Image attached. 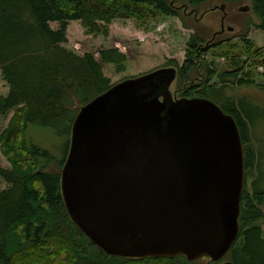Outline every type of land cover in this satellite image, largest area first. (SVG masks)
Here are the masks:
<instances>
[{
    "label": "trees",
    "instance_id": "16d2710c",
    "mask_svg": "<svg viewBox=\"0 0 264 264\" xmlns=\"http://www.w3.org/2000/svg\"><path fill=\"white\" fill-rule=\"evenodd\" d=\"M184 1L193 8L211 2L247 1L259 28L264 29V0ZM180 16L176 0H0V72L8 86L7 95L0 97V116L13 112L0 132V155L10 165L0 167V178L7 185L0 191V264H200L204 259L190 262L184 256L142 259L108 255L73 223L61 193V171L73 121L81 107L112 87L101 64L114 65L122 72L127 59L118 49L101 50L99 61L93 54L66 49L67 23L77 21L86 35L107 37L116 20L144 23ZM52 23L59 27L52 29ZM220 36L205 47L197 35L189 36L185 60L175 69L182 83V92H178L179 97L216 104L233 117L240 134L244 187L239 233L218 262L264 264V171L249 135V124L260 120L261 113L253 104L234 98L225 86H252L247 62L262 67L264 58L245 34L235 55H230L235 47L228 41L216 40ZM208 52L224 58L225 65L218 71L208 61ZM200 70L205 71L206 82L188 85L191 75L197 76ZM213 80L215 84H211ZM248 108L255 110V117L248 115ZM29 124L52 129L62 137L63 156L58 159L48 150L28 146L25 132ZM248 179H252L250 190Z\"/></svg>",
    "mask_w": 264,
    "mask_h": 264
},
{
    "label": "water",
    "instance_id": "95a60500",
    "mask_svg": "<svg viewBox=\"0 0 264 264\" xmlns=\"http://www.w3.org/2000/svg\"><path fill=\"white\" fill-rule=\"evenodd\" d=\"M176 75L162 68L125 79L73 121L62 198L108 255L218 262L238 237V127L210 100L173 99Z\"/></svg>",
    "mask_w": 264,
    "mask_h": 264
},
{
    "label": "rangeland",
    "instance_id": "374dc122",
    "mask_svg": "<svg viewBox=\"0 0 264 264\" xmlns=\"http://www.w3.org/2000/svg\"><path fill=\"white\" fill-rule=\"evenodd\" d=\"M184 3V0H176V4L180 8V19L159 18L144 23L133 20H116L109 26L107 37L86 35L79 22H68L66 30L67 43L64 47L79 55L93 54L98 61L99 52L104 49H118L123 53L127 59L122 72H118L114 65L101 64L102 72L110 80L111 85L162 68L171 67L178 70L185 60L186 43L190 35H197L203 41L202 45L205 47L211 39L222 34L216 40L228 41V45L235 47L230 55H235L240 49L242 37L245 34V39L255 48L262 50L261 54L264 58V29L259 28L260 23L253 14L249 2H211L198 8H193ZM241 8L247 10L240 11ZM50 27L57 29L59 25L52 23ZM206 57L217 71L225 65L224 58L212 57L210 52L206 54ZM247 63L248 68L252 70L251 81H253V85L250 87H237L227 83L225 86L234 98L247 101L246 104H253L260 110L261 119L251 125L249 124V135L255 153L260 156L261 169L264 171V66L260 67L252 64L251 61ZM177 77L176 75L175 81L168 90L176 99H187L179 97L178 91L182 89V83ZM205 79V71L200 70L197 72V76L191 75L188 85L205 83ZM215 83L216 80L211 82V84ZM181 92L182 90H180V94ZM7 93L8 86L0 72V97H5ZM246 112L250 117L256 115L255 110L251 108H248ZM12 116L13 112L0 116V132L7 126ZM25 136L28 146L35 145L43 150H48L58 159L63 156L65 140L52 129L29 124ZM0 167L10 168L8 162L1 155ZM247 183L250 190L252 179H248ZM5 188H7V185L0 178V191ZM224 263L225 261L213 263L208 258H204L200 262V264Z\"/></svg>",
    "mask_w": 264,
    "mask_h": 264
},
{
    "label": "flooded vegetation",
    "instance_id": "af4514ba",
    "mask_svg": "<svg viewBox=\"0 0 264 264\" xmlns=\"http://www.w3.org/2000/svg\"><path fill=\"white\" fill-rule=\"evenodd\" d=\"M172 98H173V99H176V98H174L173 96H172Z\"/></svg>",
    "mask_w": 264,
    "mask_h": 264
},
{
    "label": "bare ground",
    "instance_id": "6f19581e",
    "mask_svg": "<svg viewBox=\"0 0 264 264\" xmlns=\"http://www.w3.org/2000/svg\"><path fill=\"white\" fill-rule=\"evenodd\" d=\"M168 68H171V67H168ZM174 69V68H173ZM143 259V258H142Z\"/></svg>",
    "mask_w": 264,
    "mask_h": 264
}]
</instances>
